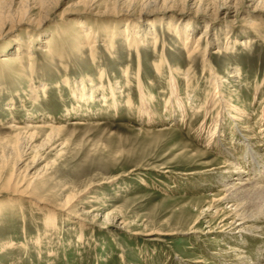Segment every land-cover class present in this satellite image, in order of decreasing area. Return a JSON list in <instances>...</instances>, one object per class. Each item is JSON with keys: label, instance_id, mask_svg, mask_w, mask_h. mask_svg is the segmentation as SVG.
Returning <instances> with one entry per match:
<instances>
[{"label": "rangeland", "instance_id": "rangeland-1", "mask_svg": "<svg viewBox=\"0 0 264 264\" xmlns=\"http://www.w3.org/2000/svg\"><path fill=\"white\" fill-rule=\"evenodd\" d=\"M42 1L0 0V264H264V213L248 206L249 232H231L219 226L233 203L213 201L257 168L228 139L245 131L199 135L216 121L199 109L218 74L264 160V8ZM171 79L185 119L168 113ZM46 121L62 128L29 127ZM232 159L242 169L227 178Z\"/></svg>", "mask_w": 264, "mask_h": 264}, {"label": "bare ground", "instance_id": "bare-ground-1", "mask_svg": "<svg viewBox=\"0 0 264 264\" xmlns=\"http://www.w3.org/2000/svg\"><path fill=\"white\" fill-rule=\"evenodd\" d=\"M48 1L49 0H43L42 4H45ZM171 1L176 2L177 0H171ZM225 1L226 2H228V1L233 2L234 6L236 5L235 7H237L238 5L240 6V4L242 2V0H225ZM254 1L257 3V6H256L257 9H263L264 8V0H254ZM86 2L94 3V2H96V0H79V4H86ZM216 2H217V0L213 3H216ZM204 3L205 2L203 0H197L198 8L202 9ZM220 6L222 7V4L218 5V7H220ZM261 11H264V10H261ZM252 25L254 26L253 28H256L254 23H252ZM207 26H208V23H207ZM132 27H134V24L132 22H128L127 23L128 31L133 32L134 29H131ZM184 27H186L185 28V34L189 35V31L191 29H193L194 25H193V23H187L186 25H184ZM182 29L183 28H180V31H182ZM127 37L130 38V36H127ZM137 38H138V35H135L134 40H136ZM187 38H190V37L187 36L186 39ZM204 38H205L204 36L200 37L197 40L196 46H194L192 49L189 50V52H191L190 56L194 57L196 54H198L200 52V49L203 46V41L205 40ZM263 40H264V35H263ZM141 41H142V39L140 41L138 40L139 43ZM187 43H188V41H187ZM42 51L47 52L48 49H45ZM214 53L224 54V50L222 48H217ZM210 66H211L210 69L213 71L212 65H210ZM237 72H238L237 70H234V73H232V77H235V75H237ZM210 75H212V74H210ZM188 76H189V78L191 77L190 75H188ZM210 78H211L210 82L212 83V88L208 91V95L206 96V99L203 101V103H206V104H204V106H202V109H199V111H203L204 109H206V113L208 114V109L210 108V111L216 115V121L213 122L209 128L201 125L199 135H202V136H200V137H204V139L207 140L208 144H214V143L218 144L219 140L221 139L220 138L221 135H224V131H222V127L223 128L225 127L224 122L226 123L228 121H231L233 128H236V130L241 129L245 132L243 134H241L242 136L240 139L238 138L237 133L232 135L231 138H228V139L234 143H236L238 140L243 141V144L245 142V144L243 146H245L248 150L249 149H251V150H249L247 153H244L243 159L246 158L245 160H247V161L248 160L250 161L252 159L253 165L257 166V168L255 167L253 174L247 175L245 178L241 177V178L236 179V181H230L227 183H222L224 193L220 194L221 196L213 197V201H221V202L223 201V202H227V203H233L230 206L231 209L228 208L229 209L228 213L225 214L223 216L222 220L220 221V223L222 225L219 227H223V229H226V230L231 229V232H234L235 230H237L238 233H247V232H249L248 231L249 227L246 224L251 219L250 216L246 214L247 213L246 212L247 207L253 204L257 207L256 209L258 212L264 213V182H263L264 169H261L264 167L263 166L264 160L262 162H259L257 160V158L260 155V149L258 147H260L261 144H259V146H256V148H255L251 143L252 141L250 142V139H253L254 137H257V136H256V134L255 135L249 134L251 132H255L256 130L249 123V120L253 117H252V114H250V112L246 109V106H244V105L243 106H241V105L237 106L236 104H233V102H230V101H232V99L230 100V97L227 94L226 89H224L223 84L221 83L222 77L220 75L213 73V75ZM179 90L180 89H179V87H177L176 80L171 79V81H170V92H171V100L172 101H170V103H168V107L171 106L170 111L168 110V113H172L173 116H176V112L180 111L183 118L185 119L184 113L186 112V108L184 107V99L180 96ZM255 91H256V94L259 93V85L255 86ZM258 95L259 94L254 95V96L256 97ZM187 96L191 97V99L193 97H195V95L191 96V93L187 94ZM194 101L195 100L193 99V101H191V103ZM195 102H198V101H195ZM262 104L263 105L261 107H264V99H263ZM263 109H261L262 111H260L261 114L259 116L260 117L259 120H261L262 124H264V110ZM140 111L147 113L149 115V119L153 118L152 114L150 112L146 111L145 108L140 109ZM29 127L50 128L51 131L52 130L56 131V130L62 128L61 126H54V125L48 123V121L44 122L43 124H39V125H29ZM11 128H16V124L13 123L11 125ZM260 131H262L264 134V128H261ZM234 133H235V129H234ZM252 147H253V149H252ZM244 150H245V148L243 147L241 149V151L244 152ZM227 153H228L229 157H232V155L234 157H237V156H235V154H232V153H234L233 148L229 149V152H227ZM229 159H231V158H229ZM227 162H226L227 164L225 165L226 166L225 169L227 170L225 172V173H227V175L226 174L225 175L227 178L233 177L235 175L234 171H239V170L241 171L242 168H241V164L239 162L235 163L236 161L233 159L228 160ZM223 171H225V170H223ZM239 176H241V175H239ZM256 179H258V180H256ZM242 202H245L243 207L246 205L244 209L242 208V204H241ZM220 213H221V208H216L213 215H214V217H218L220 215Z\"/></svg>", "mask_w": 264, "mask_h": 264}]
</instances>
